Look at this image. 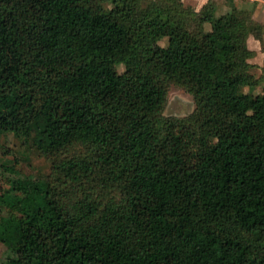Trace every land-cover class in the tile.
<instances>
[{
    "label": "trees",
    "instance_id": "obj_1",
    "mask_svg": "<svg viewBox=\"0 0 264 264\" xmlns=\"http://www.w3.org/2000/svg\"><path fill=\"white\" fill-rule=\"evenodd\" d=\"M204 11L0 0V131L50 161L15 181L37 216L7 264H216L232 244L264 264V78L248 45L264 46V24L229 11L204 34ZM170 83L190 115L164 114Z\"/></svg>",
    "mask_w": 264,
    "mask_h": 264
},
{
    "label": "rangeland",
    "instance_id": "obj_2",
    "mask_svg": "<svg viewBox=\"0 0 264 264\" xmlns=\"http://www.w3.org/2000/svg\"><path fill=\"white\" fill-rule=\"evenodd\" d=\"M181 1L198 11L205 10L206 20L199 24L204 34L210 32L212 19L229 11L234 12L239 20L247 17L264 24V0ZM155 20L156 16L148 12L144 18V24L150 26ZM250 36L253 38L254 35L250 34ZM262 51L264 52V46ZM154 52L161 56H168L167 36L154 42ZM262 58H264L263 54L259 55L255 52L249 61L254 64L252 70L255 74L264 78V59ZM117 69L124 70V64L117 65ZM219 76L220 72L216 71L215 79L218 80ZM262 88V84L255 87L245 86L244 91L255 96L262 91ZM146 98L142 95L139 99L144 101ZM195 108L196 102L191 93L175 83L169 84L167 102L164 107L165 115L186 117ZM22 140L13 132L0 131V264H7L10 256L18 248L22 225L37 216L36 203L31 193L17 187L15 181H41L50 170V161L34 149L23 145ZM216 264L254 263L248 255L237 250L232 244L226 255Z\"/></svg>",
    "mask_w": 264,
    "mask_h": 264
},
{
    "label": "crops",
    "instance_id": "obj_3",
    "mask_svg": "<svg viewBox=\"0 0 264 264\" xmlns=\"http://www.w3.org/2000/svg\"><path fill=\"white\" fill-rule=\"evenodd\" d=\"M251 37V36H250ZM248 38V45L251 49L255 50L256 53H258L259 55L260 54H263L264 55V52L262 51L263 50V45H262V42L260 39L252 36L253 38ZM253 42V44H252ZM264 59V58H262Z\"/></svg>",
    "mask_w": 264,
    "mask_h": 264
}]
</instances>
